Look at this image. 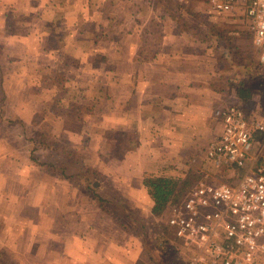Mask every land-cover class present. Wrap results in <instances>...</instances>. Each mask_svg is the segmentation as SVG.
Listing matches in <instances>:
<instances>
[{
	"label": "crops",
	"instance_id": "obj_1",
	"mask_svg": "<svg viewBox=\"0 0 264 264\" xmlns=\"http://www.w3.org/2000/svg\"><path fill=\"white\" fill-rule=\"evenodd\" d=\"M169 12L164 0H0V23L16 26L5 31L3 56L7 49L38 52L41 71L70 86L69 96L61 90L51 99L44 120L52 117L49 134L98 174L91 192L70 159L75 174L64 182L41 178L33 191L24 188L25 168H6V216L35 209L37 252L27 257L36 264H138L148 257L145 242L157 219L144 178L170 176V167L190 156L202 167L213 111L245 101L236 86L219 81L215 61ZM39 149L45 154L48 146Z\"/></svg>",
	"mask_w": 264,
	"mask_h": 264
},
{
	"label": "rangeland",
	"instance_id": "obj_2",
	"mask_svg": "<svg viewBox=\"0 0 264 264\" xmlns=\"http://www.w3.org/2000/svg\"><path fill=\"white\" fill-rule=\"evenodd\" d=\"M164 1L169 4V14L175 15L180 20L179 29L192 35L194 42L204 50L206 56L215 61V69L218 73L216 76L219 81L223 80L227 87L236 86L237 89H249L252 92V99L245 100L244 107L250 111L264 113V74L259 68L258 52L253 45L252 34L248 31L246 24L234 18L209 20L200 14L194 5V7H187L172 0ZM12 26L10 24L8 28L6 23H0V178L5 183L3 175L7 174L6 168L9 164H12L14 170L23 167L28 177L24 188L35 191L37 182L41 178L43 180L58 178L60 181L69 176L71 172L75 174L68 164L70 159H73L75 170L78 173L77 178L80 176L79 178L86 180L83 182L88 184V189L92 192L96 190L94 186L98 185L97 181H93L98 178V174L83 168L81 154L69 150L68 145L64 141L61 142L54 132L49 134L47 128H53L54 125L52 117L44 120V111L49 109L50 105L54 106V102L50 104L51 99L59 98L61 90L69 96L70 86L63 84L64 80L58 75L41 71L42 68L38 66V63L42 62V57L38 52L25 54L19 51L16 55L13 54L15 52L7 49V55L3 56L6 47L4 46L5 31H11ZM13 27L16 29V26ZM19 56L25 58L17 59ZM12 58L15 59L11 60ZM233 91L234 89L230 93L227 91L226 95L228 96ZM32 107L38 108L34 111ZM40 123L43 124L39 128ZM218 126L217 122L216 125L213 124L212 137L216 133L215 127L218 129ZM115 136L117 138V135ZM39 144L48 146L45 154L39 149ZM113 152L117 153L118 150ZM192 157L182 158L175 162L170 167V170L174 171L172 175L169 176V171L162 175L171 177L177 182L178 189L175 192L189 189L201 173V169L204 168L198 164L200 158L191 161ZM166 169L169 170V167ZM29 199L30 201H26L31 206L38 200L34 196ZM24 201L18 199L19 204ZM5 202L3 195L0 198V264H25L26 260L23 258L37 252L38 231L37 219H35L37 216L33 215L35 209L28 212H17V215L7 217ZM128 216L132 218L134 215L131 213ZM156 219L154 223L156 229L151 232L153 235L151 234L152 236L145 242L144 251H146L144 253L148 257H142L138 264H186V258L180 257L176 252L168 249L167 244L165 245L166 216L156 217ZM27 221H29L28 225ZM149 227L145 230L146 233L150 232ZM137 228L140 229V226ZM32 244L34 246H31ZM148 249L151 252H148ZM27 260L30 264H36L29 257Z\"/></svg>",
	"mask_w": 264,
	"mask_h": 264
},
{
	"label": "built area",
	"instance_id": "obj_3",
	"mask_svg": "<svg viewBox=\"0 0 264 264\" xmlns=\"http://www.w3.org/2000/svg\"><path fill=\"white\" fill-rule=\"evenodd\" d=\"M246 24L264 74V0H172ZM194 5V6H193ZM235 100L213 111L218 130L194 184L169 205L168 249L186 264H264V113Z\"/></svg>",
	"mask_w": 264,
	"mask_h": 264
},
{
	"label": "trees",
	"instance_id": "obj_4",
	"mask_svg": "<svg viewBox=\"0 0 264 264\" xmlns=\"http://www.w3.org/2000/svg\"><path fill=\"white\" fill-rule=\"evenodd\" d=\"M237 95L244 100H248L251 95L249 89H238ZM171 177L166 176H146L143 184L154 201L152 213L161 218L167 213L169 205L178 201L181 191H177L178 185ZM176 188V189H175Z\"/></svg>",
	"mask_w": 264,
	"mask_h": 264
}]
</instances>
